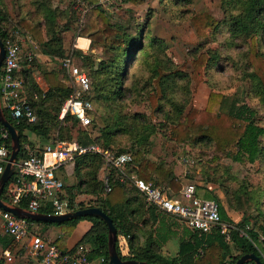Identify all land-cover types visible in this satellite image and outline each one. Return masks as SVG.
<instances>
[{
    "label": "rangeland",
    "instance_id": "rangeland-1",
    "mask_svg": "<svg viewBox=\"0 0 264 264\" xmlns=\"http://www.w3.org/2000/svg\"><path fill=\"white\" fill-rule=\"evenodd\" d=\"M140 1L139 4L125 0L98 3L110 27L116 31L112 39H119L121 44L93 43L88 50L81 51L74 48L76 37L88 27L89 20L95 18L92 17V5L87 6V1L77 4L69 0H0L7 19L4 28L11 35L19 34L23 49H33L32 41H36L30 40L20 22L37 23L42 28L43 40L53 46L55 39H59L66 47V55L91 81V125L80 126L68 116L60 127L55 124L50 140L96 143L104 149L129 152L134 157L139 152V159L175 171L180 185L177 192L169 189L172 197H179L183 186L194 185L201 198L199 191H208L201 184L208 181L213 185L209 193L224 202L228 198L239 212L250 218L260 217L259 211L255 210L253 193L264 185V155L250 163L248 154L237 151L235 145L222 152L213 142H200L193 131L183 143L170 137L171 128L183 124L189 112L204 111L210 93L219 95L210 102L213 111L228 112L245 105L254 111L255 124L264 126V89L256 84L247 61L250 37H256L263 59L264 44L260 34L253 32L251 24L244 29L238 27L245 0ZM44 4L53 9L51 19H47L51 25L48 32L41 8ZM202 12L217 22L207 31L206 38H199L190 23L192 16ZM49 13L47 11V17ZM132 43L139 48L128 60L125 52L127 45ZM201 54L207 55L208 61L201 77L193 80L191 63ZM61 60L54 62L59 64ZM39 72L42 75V70ZM157 83L159 95L155 91ZM24 144L28 147L27 142ZM261 145L264 146V137ZM186 159L194 164L186 163ZM130 168L128 165L125 171ZM238 190H245L252 200L242 195L237 201ZM82 199L84 205L93 204L87 198ZM139 199L144 204L141 195ZM159 218L170 229H177L180 237H185L189 231L175 217L161 214ZM261 223L264 226V221L259 218ZM249 224L250 227L253 225L252 222ZM157 231L160 234L166 232L163 227ZM0 235H4L1 221ZM237 254L233 249V255ZM2 258L0 248L3 264L14 263Z\"/></svg>",
    "mask_w": 264,
    "mask_h": 264
},
{
    "label": "trees",
    "instance_id": "trees-1",
    "mask_svg": "<svg viewBox=\"0 0 264 264\" xmlns=\"http://www.w3.org/2000/svg\"><path fill=\"white\" fill-rule=\"evenodd\" d=\"M87 1V6L92 5V17L95 16L94 20L92 18L88 22V27L82 29L79 32V37H84L89 39L92 44H112L120 45L119 39L113 38L112 36L116 33L113 30L107 18L105 17L101 7L98 5L99 0H83ZM131 4H139L140 0H125ZM41 6V5H40ZM44 14V26H47V32L49 30V23L47 19H51L52 7L47 8L42 5ZM242 19L238 22V27L240 29L246 28L249 24L252 25L253 32H258L262 37L264 44V0H245L242 3ZM0 7V40L4 43L5 40L11 36L5 28V14ZM47 11L49 17L46 16ZM190 23L195 31V34L199 38H206L207 31L212 30L217 22L207 13L202 12L196 14L190 18ZM22 28L29 34V36L34 39L41 48L44 55L49 56L51 59H65L71 58L66 55V49L63 47L62 42L59 39H55V44L52 46L47 40H43L42 28L39 24L22 21L20 22ZM257 39L251 36L249 39V50L247 54V61L249 66L253 70V77L256 79V84L259 88L264 89V59L259 54L257 48ZM127 51L125 52L126 58L129 60L133 58L135 50L139 48L136 44L132 43L127 45ZM141 50V49H140ZM208 61V57L205 54L199 55L191 63L192 66V78L193 80L199 79L201 71ZM33 64V63H32ZM31 64V65H32ZM88 77V76H87ZM44 78L46 79L50 89L44 93L37 89L35 85L30 82L31 75L30 72L25 71L23 74V81L25 91L28 92V100L31 102L34 113L37 116V122L35 124H29L23 120L14 121L9 116V113L4 112L5 117L12 125L16 128L19 135L20 150L17 155V161L27 157L28 152L25 151V142L31 152H38L34 150L33 144L29 142L25 131L43 139L42 141H47L48 143L59 140H50L51 133L55 124L59 127L61 123L68 117L66 116L63 120H59V112L63 102L69 97L72 90L70 87H66L64 83L57 81L55 74L45 73ZM89 78V77H88ZM90 80V79H89ZM89 93L85 96L93 106L92 97V84L90 81ZM156 95L160 94V87L158 83L155 86ZM33 95H37V100L33 101ZM155 95V96H156ZM219 95L210 93L208 96V104L204 111H191L184 119V123H178L176 127L171 128L170 137L177 143H183V141L189 138V135L193 132L197 135V139L200 142H213L215 146L218 147L219 151L225 152L227 148L235 145L237 151H242L248 154V161L250 163L257 162L259 157L264 155V146L261 145V139L264 137V126H258L254 122V111L245 105H241L237 108L231 109L228 112H215L211 109L210 102L213 98H218ZM154 101V99H153ZM71 117V116H69ZM73 118V117H71ZM91 118V115H90ZM74 119V118H73ZM75 120V119H74ZM199 120V121H198ZM77 121V120H75ZM92 122V119H91ZM64 123V122H63ZM62 123V124H63ZM78 123V121H77ZM80 125V124H79ZM91 125V123H90ZM81 126V125H80ZM57 127V128H59ZM193 131V132H192ZM191 140L195 138L190 137ZM60 141H62L60 139ZM79 143V142H78ZM82 146L96 144L79 143ZM98 145V144H97ZM110 149V148H109ZM116 154L128 153L125 151H115L110 149ZM133 162L130 165L136 166L135 174L138 178L145 182H150L157 187H163L170 189L173 192H177L179 189V179L176 177L173 170L160 165L158 163L150 162L148 160L139 159V152L135 157L131 154ZM227 157V155H224ZM236 159V157H234ZM102 165V160L97 155L86 154L77 157L74 160V175L76 177V188L79 192L84 191L92 196H94L95 204L88 207H96L102 210L106 215L110 217L114 226L117 229L118 236L128 237V246L130 256L123 257L120 255L118 246L116 244V250L122 260H136L140 262H146L150 264H223L225 258L230 254V246L225 241L224 236L220 235L218 231H214L210 234H202L187 230L188 239L182 241L179 244L178 255L176 258L168 259L156 253L155 243L153 241H148L143 247L136 246V236L137 232V219L140 217L141 210H144V204L139 199L140 193L133 187L130 189L125 188V183L119 180L120 176H117L115 170H111L108 176V187L110 192L106 194L105 186L98 181L97 172ZM132 172V171H131ZM13 181L11 180L5 185L0 198L4 201H9V197L5 194L8 185ZM66 190V185L64 186ZM66 192V191H65ZM129 194L130 197L126 199L125 194ZM104 195V199H102ZM244 195L249 200L252 198L248 197V193L245 190H238L235 199L239 201V198ZM74 196L71 193H67V203L71 211H77L80 209L88 208L82 204L79 207H75ZM255 196V198H254ZM243 197V196H242ZM206 200H212L218 205V213L220 219L230 226H233L237 230L230 231V241L232 245L239 252L238 255L230 257L228 264H234L236 260L244 255L253 253L259 257L262 264H264V226L259 224L260 220L264 221V185L262 188L254 191L253 198L255 199V210L259 211V216L253 219L246 216L245 213L239 212V209L233 202L229 201L228 198L225 199L227 206L236 211L237 213H242V219L238 224L228 217L226 211L220 201V199L211 193H206ZM19 207L25 209L26 202L22 200L19 203ZM149 220H151L150 227H154L159 220L161 214L169 216L165 213L159 212L153 207H148ZM39 213L50 214L51 211L48 207H43L40 209ZM87 220L92 223L91 230L81 239L79 244H89L91 246L88 252V258L90 260L94 259H104L105 263L108 262V247H107V228L106 225L98 218H77L70 220L61 224H51V223H37L44 226H57L60 228L67 236H70L75 228L78 221ZM28 224H33L34 222L26 220ZM147 222V220H146ZM249 222L253 225L249 226ZM152 230V229H151ZM241 232L243 234H241ZM153 233V231H152ZM63 241L58 242L59 249L63 248ZM0 248L2 251L9 250L16 257L24 252L23 247H19L15 244L12 238L0 235ZM6 260L4 257L2 258ZM11 262L15 264V258ZM0 264L3 262L0 259ZM29 264V262L27 263ZM246 264H254L252 262Z\"/></svg>",
    "mask_w": 264,
    "mask_h": 264
},
{
    "label": "built area",
    "instance_id": "built-area-1",
    "mask_svg": "<svg viewBox=\"0 0 264 264\" xmlns=\"http://www.w3.org/2000/svg\"><path fill=\"white\" fill-rule=\"evenodd\" d=\"M69 1L83 3V0ZM110 1L99 0V4H107ZM3 47L5 54L0 68V107L3 112L9 113L14 121L23 120L35 124L37 116L31 102L22 96L24 81L18 76L22 51L17 34L8 37ZM28 60L31 61V56ZM61 65L70 79L72 92L63 102L58 118L63 120L66 116H71L81 126L87 127L91 123L90 115L93 111L91 102L85 98L90 90V80L70 58L63 59ZM32 100L36 101L37 95H34ZM24 149L28 155L14 163L13 181L6 189L5 194L9 197V201H2L7 206L19 207V203L25 200V210L31 213H39L43 207H48L51 211L50 215L55 216L71 211L59 172L77 157L92 154L99 156L107 169L118 171L122 183H132L146 206L177 218L189 230L202 234L218 231L226 242L230 241V231L237 230L220 219L216 202L197 196L194 185L183 186L179 197L174 198L170 195L169 189L145 182L136 175H126L125 168L133 162L131 154H116L96 144L82 146L76 141L60 140L46 144L36 153L31 152L26 146ZM10 150L9 133L0 125V175L9 162ZM185 162L194 164L189 159ZM104 185L106 193H109L107 181ZM0 221L3 234L12 238L16 245L24 248L29 264H91L88 250L84 245H78L73 251H62L54 242L33 234L26 220L14 216L2 207H0ZM127 241V236H119L117 239L119 253L124 257L128 256ZM2 256L8 262L14 258L9 250L2 251ZM104 263L105 260L100 259V264Z\"/></svg>",
    "mask_w": 264,
    "mask_h": 264
},
{
    "label": "crops",
    "instance_id": "crops-1",
    "mask_svg": "<svg viewBox=\"0 0 264 264\" xmlns=\"http://www.w3.org/2000/svg\"><path fill=\"white\" fill-rule=\"evenodd\" d=\"M23 6V5H22ZM25 31V30H24ZM26 32V31H25ZM18 33V32H17ZM79 36L76 37L75 43H74V48L85 51L88 50L89 47L92 45V42L84 37L78 38ZM18 38L21 43V51H22V59H21V69L18 73V76L23 79V74L25 71L30 72L31 79L30 82L37 87V89L41 90L42 92L46 93L49 89L50 86L48 85L46 79L44 78L45 73H53L55 74L57 81L64 83L66 87L70 86V79L63 69L61 63L57 64L54 61L58 59H54V61L47 55H44L41 51L40 45L34 41H32V38L30 40L32 41V47H28L29 49H23V43L22 40L19 37ZM30 41V42H31ZM64 48L66 49L65 45ZM29 50V52L27 51ZM31 56V61L28 60V57ZM62 61V60H61ZM60 61V62H61ZM33 63V64H32ZM32 64V65H31ZM39 70H42V75L40 74ZM66 74V75H65ZM22 96L28 100L29 95L28 92L25 91V88L22 90ZM34 96V95H33ZM29 101V100H28ZM27 135L29 142H31L34 147L35 151H41L43 147L48 144L47 141H42L43 139H40L37 136H32L33 134H29V132L25 131L24 133ZM99 157V156H98ZM101 159V158H100ZM102 160V159H101ZM135 168L136 166L133 165L130 169L125 171L126 175H136L135 174ZM110 169H107L105 165L102 162L101 167L98 169L97 172V179L100 181L103 185L107 181L108 183V176L110 173ZM132 171V172H131ZM117 176H120L118 171H115ZM175 173V171H174ZM60 177L63 179L66 185V196L67 193H71L74 196V206L79 207V204L84 205L82 202V198H87L89 201H91L93 204H85L84 206H93L95 204V197L84 192V191H78L76 188H73L77 181L76 177L74 175V162L68 163L65 165L59 172ZM176 175V173H175ZM185 177V176H184ZM180 182V181H179ZM206 190H200L199 192L201 193V198H205V192L209 193V191H212V183L211 182H204L201 184ZM105 186V185H104ZM134 186L130 182L125 183V188L128 190L130 188H133ZM102 199H104V195L101 196ZM126 199L130 197V195L127 193L125 194ZM139 197V196H138ZM1 199V198H0ZM220 199V197H219ZM141 200V199H140ZM4 201V200H2ZM142 201V200H141ZM226 214L228 217L234 222V224H238L241 219H242V214L237 213L236 211L230 209L227 204L220 199ZM143 203V202H142ZM145 205V204H144ZM144 210H141L140 212V217L137 221V225L139 226L138 232H135L136 236V246L137 247H143L146 242L148 241H153L155 243V250L156 253L161 255L164 258L168 259H173L176 258L178 255V250H179V244L188 239V234L186 232L185 237H180V234L177 233V229H170L168 224H166L163 220L159 218L158 222L154 224V227L152 230H150V224L151 220H149V212L147 211L148 206H144ZM234 215L236 216L237 219H235ZM239 218V221H237ZM147 220V222H146ZM238 222V223H237ZM30 230L33 234L39 235L44 239H48L49 241L54 242L58 246L59 241H63V248L61 249L62 251H73L78 245H84V247L88 250V252L91 249V246L89 244H79L81 239L91 230L92 223L87 221V220H81L78 221L77 224L75 225V228L70 236H67L60 228L57 226H44L42 224H29ZM163 227L165 229V235L158 233V229ZM37 231L39 234L35 233ZM119 238V236L117 237ZM230 246V254L225 258V261L223 264H228L230 257H234L236 255H233V249L235 252L239 253L236 248L232 245L231 241L227 242ZM238 255V254H237ZM128 256H130L129 253V247H128ZM125 256V257H128ZM124 257V255H123ZM15 258V264H27L29 262L28 257L25 254V251L20 254L19 256H14ZM91 264H100V259H94L90 260Z\"/></svg>",
    "mask_w": 264,
    "mask_h": 264
},
{
    "label": "water",
    "instance_id": "water-1",
    "mask_svg": "<svg viewBox=\"0 0 264 264\" xmlns=\"http://www.w3.org/2000/svg\"><path fill=\"white\" fill-rule=\"evenodd\" d=\"M4 47L3 43L0 40V68L2 62L4 60ZM0 125L5 128L10 136L11 141V150L9 162L5 166L4 171L0 175V195L5 187V185L11 180L15 172L14 163L17 161V155L20 150V142L19 135L16 128L12 125L11 122L7 120L0 107ZM0 207H2L5 211L10 212L14 216L21 218L23 220H28L34 223H51V224H61L68 222L70 220H74L77 218H98L100 219L107 228V247H108V262L107 264H150L146 262H140L132 259L122 260L120 255L116 250L117 244V229L114 226L112 220L108 215H106L102 210L96 207H88L84 209H80L77 211H69L63 215L55 216L50 214H42V213H31L21 207H10L2 202L0 199ZM252 262L254 264H262L259 257L253 253L244 254L240 256L234 264H246Z\"/></svg>",
    "mask_w": 264,
    "mask_h": 264
}]
</instances>
